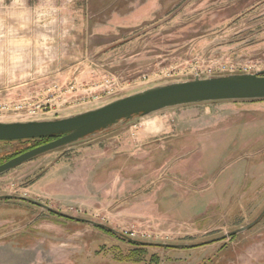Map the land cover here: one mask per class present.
Returning a JSON list of instances; mask_svg holds the SVG:
<instances>
[{
	"label": "rangeland",
	"instance_id": "374dc122",
	"mask_svg": "<svg viewBox=\"0 0 264 264\" xmlns=\"http://www.w3.org/2000/svg\"><path fill=\"white\" fill-rule=\"evenodd\" d=\"M263 69L264 0H0V121L54 119L176 79ZM150 120L167 129L142 134ZM116 130L0 174V195L169 243L229 233L264 209V99L167 108ZM29 142L0 141V163L37 146ZM205 263L264 264V216L202 246L141 247L0 199V264Z\"/></svg>",
	"mask_w": 264,
	"mask_h": 264
},
{
	"label": "water",
	"instance_id": "95a60500",
	"mask_svg": "<svg viewBox=\"0 0 264 264\" xmlns=\"http://www.w3.org/2000/svg\"><path fill=\"white\" fill-rule=\"evenodd\" d=\"M260 99H264V69L253 72H232L204 77L195 76L191 79H176L117 97L92 109L54 119L0 121V141L53 137V139L43 144L30 148L0 163V174L49 151L74 144L84 138L95 136L100 132L124 126L138 116H147L167 108L188 104ZM7 198H20L30 201L60 216L86 221L95 226L108 229L113 233L121 234L132 242L171 248H192L223 240L248 230L264 216L263 209L250 223L229 233L204 241L195 243H169L136 239L96 220L65 213L49 204L27 196L0 195V199Z\"/></svg>",
	"mask_w": 264,
	"mask_h": 264
},
{
	"label": "crops",
	"instance_id": "0c3cea01",
	"mask_svg": "<svg viewBox=\"0 0 264 264\" xmlns=\"http://www.w3.org/2000/svg\"><path fill=\"white\" fill-rule=\"evenodd\" d=\"M116 129H117V127L113 128L112 130H116ZM145 129L142 130V134L151 136V135H155L159 132L165 131L167 129V127L163 123H160V122L158 123L156 121L150 120V121L145 122Z\"/></svg>",
	"mask_w": 264,
	"mask_h": 264
},
{
	"label": "trees",
	"instance_id": "16d2710c",
	"mask_svg": "<svg viewBox=\"0 0 264 264\" xmlns=\"http://www.w3.org/2000/svg\"><path fill=\"white\" fill-rule=\"evenodd\" d=\"M51 139H53V137L52 138H35V139H25V140H17V141H30V140H32V141H30L29 143H32V142H35L34 143V145L33 146H35V145H38V144H40V143H44V142H46V141H49V140H51ZM10 142V141H9ZM32 146H27L26 148H23V149H18L16 152H14L13 154H11V155H8L7 157H4V159H6V158H10V157H12V156H15V155H17V154H19V153H21V152H23V151H25L26 149H29V148H31ZM67 218V217H66ZM68 219H72V218H68ZM72 220H76L77 222L79 221H81V220H78V219H72ZM100 228H103V227H100ZM105 229V228H104ZM235 235H232V237H234ZM132 242V241H131ZM133 244H135V245H138V246H143V244H140V243H137V242H132ZM206 264V263H205Z\"/></svg>",
	"mask_w": 264,
	"mask_h": 264
},
{
	"label": "flooded vegetation",
	"instance_id": "af4514ba",
	"mask_svg": "<svg viewBox=\"0 0 264 264\" xmlns=\"http://www.w3.org/2000/svg\"><path fill=\"white\" fill-rule=\"evenodd\" d=\"M32 148H33V147H32ZM16 199H19V200H22V201H27V200H23V199H20V198H16ZM27 202L31 203V204L34 205V206H39L38 204L32 203V202H30V201H27Z\"/></svg>",
	"mask_w": 264,
	"mask_h": 264
}]
</instances>
